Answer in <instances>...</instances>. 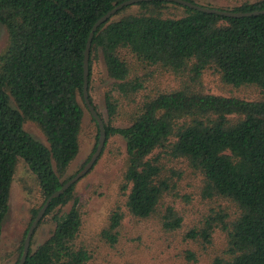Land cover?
Returning a JSON list of instances; mask_svg holds the SVG:
<instances>
[{"label":"trees","instance_id":"1","mask_svg":"<svg viewBox=\"0 0 264 264\" xmlns=\"http://www.w3.org/2000/svg\"><path fill=\"white\" fill-rule=\"evenodd\" d=\"M123 1L0 0V23L8 31V46L0 53V232L20 160L38 185L31 222L46 199L76 174L65 177L80 151L87 108L83 98L86 44L95 22ZM188 1L199 4L201 0ZM137 5L139 11L114 20L126 6L103 24L91 45V102L93 76L102 57L112 79L105 95L109 120L99 113L106 140L119 135L126 143L122 190L127 212L115 209L103 235L116 242L126 216L159 217L165 228H181L182 215L164 200L177 189L171 161L182 159L200 173L206 195L229 203L220 216L226 249L212 264H264V14L227 17L159 0ZM178 7L182 15L164 14ZM215 8L262 10L264 0ZM135 65L186 74L193 81L211 72L232 88L254 86L259 98L182 86L146 92L137 101L135 96L146 85L134 74ZM120 96L136 104L125 116L124 126L114 123ZM26 121L40 128L48 145L25 130ZM96 147L97 143L93 153ZM47 216L55 229L35 251H29L24 264H88L92 254L80 240L84 213L75 185L51 201L43 218ZM217 219L207 221L201 233L207 242L214 232L211 222Z\"/></svg>","mask_w":264,"mask_h":264},{"label":"rangeland","instance_id":"2","mask_svg":"<svg viewBox=\"0 0 264 264\" xmlns=\"http://www.w3.org/2000/svg\"><path fill=\"white\" fill-rule=\"evenodd\" d=\"M258 1L260 0H201L199 4L208 3L215 8L234 7L243 2ZM139 9L137 4L131 5L117 14L114 20ZM182 13V8L178 7L168 8L164 14L180 16ZM7 46L8 31L0 23V53ZM99 59L90 94L98 112L108 121L105 95L112 85V79L107 74L102 57ZM133 68L134 74L141 76L146 85L145 92L141 91L135 96L137 101H140L143 93L156 94L182 86L215 94L235 95L250 100L259 98V90L254 86L232 88L222 83L218 76L211 72H206L202 79L193 81L189 75H176L155 67L142 68L135 65ZM118 99L121 100V106L114 123L117 126H124L127 124L124 120L125 116L134 109L136 104L121 96ZM24 128L33 137L48 145L45 135L34 122L26 121ZM98 130V125L94 122L88 108H84L80 151L69 166L65 177L77 173L92 156L93 147L96 143L98 144ZM181 160L171 161L175 162L173 163L174 180L177 181V189L164 200L166 206L174 205L182 215L181 228L167 229L162 225L159 217L140 220L126 216L116 242H111L103 235V231L109 224L111 213L118 207L127 212L125 206L127 196L122 190L126 143L119 135L106 140L93 168L75 184L76 195L84 213L80 240L92 254L88 264H212L216 256L224 253L227 237L222 229L220 216L225 213V209H228L229 203L217 196L206 195L205 184L200 173L190 167L186 161ZM37 197L36 176L26 162L20 160L11 185L9 209L0 232V264H17L21 259L22 246L32 223L31 208L36 204ZM160 209L164 212L165 207L161 206ZM212 218L218 219L211 222L214 225V232L211 234L210 241L207 242L201 233L206 228L207 221ZM54 229L55 223L51 217L43 218L32 235L30 250L35 251ZM193 231L195 236L190 235Z\"/></svg>","mask_w":264,"mask_h":264},{"label":"water","instance_id":"3","mask_svg":"<svg viewBox=\"0 0 264 264\" xmlns=\"http://www.w3.org/2000/svg\"><path fill=\"white\" fill-rule=\"evenodd\" d=\"M148 1H156V0H125L119 4H117L114 8L109 10L106 14H104L101 18H99L95 24L92 26V29L89 34V38L86 44V49H85V55H84V86H83V98L85 101V104L91 113L92 117L95 119L98 125L99 129V136H98V144L96 147V150L92 154L91 158L86 162V164L74 175L72 176L69 180H67L61 188L55 190L44 202L42 207L40 208L36 218L32 221L29 230L27 232L25 241H24V246H23V253L21 256L20 261L17 264H24L30 251V243H31V238L32 235L38 226L39 222L42 220L44 217L51 201L55 198L60 197L63 195L69 188H71L73 185H75L79 180H81L88 172L93 168L95 165L96 161L98 160L99 156L102 153V150L105 146L106 138H107V133H106V128H105V122L103 118L100 116L99 112L96 110L94 104L91 102L90 96H89V61H90V53H91V45H92V40L93 37L96 33V31L103 25L106 24L109 20H111L114 15H116L120 10H122L126 6H131L134 4H138L140 2H148ZM159 1H166V2H174L179 5H184L187 6L191 9H196L205 13H210V14H218L222 16H227V17H247V16H252V15H259V14H264V9L262 10H254V11H231V10H221L218 8H213V7H207L198 3H194L188 0H159Z\"/></svg>","mask_w":264,"mask_h":264}]
</instances>
